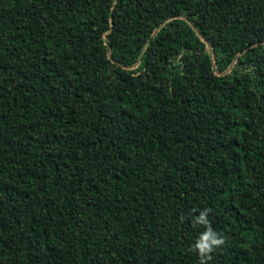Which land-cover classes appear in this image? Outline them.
Listing matches in <instances>:
<instances>
[{
    "label": "trees",
    "instance_id": "16d2710c",
    "mask_svg": "<svg viewBox=\"0 0 264 264\" xmlns=\"http://www.w3.org/2000/svg\"><path fill=\"white\" fill-rule=\"evenodd\" d=\"M208 227L264 264V0H0V264H199Z\"/></svg>",
    "mask_w": 264,
    "mask_h": 264
},
{
    "label": "clouds",
    "instance_id": "9594fccd",
    "mask_svg": "<svg viewBox=\"0 0 264 264\" xmlns=\"http://www.w3.org/2000/svg\"><path fill=\"white\" fill-rule=\"evenodd\" d=\"M197 222L207 225L205 212L200 213ZM221 243H223V239L218 238V234L215 233L211 229V227H208L207 230L199 236L196 243L193 245V248L200 257L199 264H205V261L207 259H210L208 253L212 250L213 246L219 245Z\"/></svg>",
    "mask_w": 264,
    "mask_h": 264
},
{
    "label": "water",
    "instance_id": "95a60500",
    "mask_svg": "<svg viewBox=\"0 0 264 264\" xmlns=\"http://www.w3.org/2000/svg\"><path fill=\"white\" fill-rule=\"evenodd\" d=\"M190 24H191V26H192L194 29H196L195 26H194L191 22H190ZM158 29H159V27H157V28L155 29V32L158 31Z\"/></svg>",
    "mask_w": 264,
    "mask_h": 264
}]
</instances>
